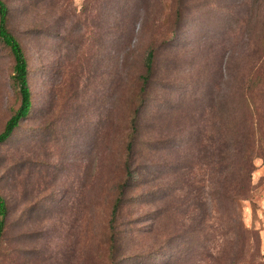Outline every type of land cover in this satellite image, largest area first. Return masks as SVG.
<instances>
[{"label":"rangeland","instance_id":"1","mask_svg":"<svg viewBox=\"0 0 264 264\" xmlns=\"http://www.w3.org/2000/svg\"><path fill=\"white\" fill-rule=\"evenodd\" d=\"M2 1L27 59L32 109L0 146V264H111L127 103L150 45L159 48L155 83L115 264H230L237 225L251 233L243 264H264V0ZM12 67L0 45V133L20 106ZM242 112L255 170L239 199L220 150L227 134L244 133Z\"/></svg>","mask_w":264,"mask_h":264},{"label":"trees","instance_id":"2","mask_svg":"<svg viewBox=\"0 0 264 264\" xmlns=\"http://www.w3.org/2000/svg\"><path fill=\"white\" fill-rule=\"evenodd\" d=\"M180 6L185 3V0H179ZM183 12V9H182ZM181 10H177L174 14V28L178 30L183 22V15ZM10 9L8 6L0 0V45L8 50L12 60V75L11 83L17 90L20 98V106L17 111L10 117L5 124L2 132L0 133V146L6 144L14 135L15 131L19 128L21 122L26 119L32 109V95L28 84V63L21 46V43L13 35L9 28ZM175 31V30H174ZM162 46H168L165 43ZM158 47L150 45L142 60L143 73L139 76V88L136 93L131 97L127 103L128 111V134L126 136L125 146L123 148V156L121 155L120 171L123 175V180L118 182L114 186L113 205L111 208L108 224H107V243L109 252V261L111 264H115V254L117 252V244L119 242V231H117V220L119 214L125 205L129 202L128 192L131 190V186L138 181V174L133 169V159L135 154V147L137 140L140 138V120L141 113L146 109L148 101V93L155 83V61L157 57ZM243 111L250 115L249 106H243ZM242 112L244 118V133H238L235 139V134H227V139L224 138L221 144L220 150V162L228 163V166L233 165V181L235 186L232 190V195L236 198H244L248 187L251 184V174L255 170L253 165V156L250 148V138L253 137L251 121L245 113ZM232 164V165H231ZM224 172L219 174V178L223 177L227 179L226 168H223ZM224 174V175H223ZM8 216L7 203L4 198L0 196V243L3 239L6 230V219ZM251 233L245 231L243 228L237 225L236 227V251L234 253L233 261L230 264H243L247 248V239ZM254 237V235L252 236ZM190 239L186 243H181L177 246V255L181 252H186L188 246L191 245ZM220 255V252L216 253ZM180 259L177 260L178 262ZM213 264H218L213 260Z\"/></svg>","mask_w":264,"mask_h":264}]
</instances>
